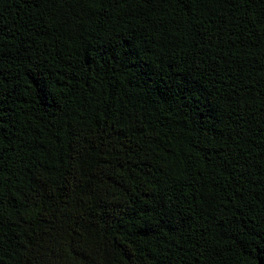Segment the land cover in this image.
<instances>
[{
	"label": "trees",
	"instance_id": "1",
	"mask_svg": "<svg viewBox=\"0 0 264 264\" xmlns=\"http://www.w3.org/2000/svg\"><path fill=\"white\" fill-rule=\"evenodd\" d=\"M0 264H264V0H0Z\"/></svg>",
	"mask_w": 264,
	"mask_h": 264
}]
</instances>
